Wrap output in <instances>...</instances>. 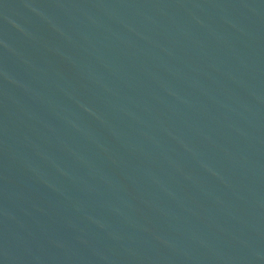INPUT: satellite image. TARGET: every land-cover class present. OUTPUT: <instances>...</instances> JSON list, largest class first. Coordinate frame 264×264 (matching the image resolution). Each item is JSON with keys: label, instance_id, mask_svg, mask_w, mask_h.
<instances>
[{"label": "water", "instance_id": "95a60500", "mask_svg": "<svg viewBox=\"0 0 264 264\" xmlns=\"http://www.w3.org/2000/svg\"><path fill=\"white\" fill-rule=\"evenodd\" d=\"M0 264H264V0H0Z\"/></svg>", "mask_w": 264, "mask_h": 264}]
</instances>
